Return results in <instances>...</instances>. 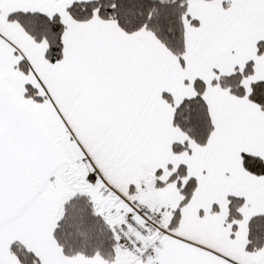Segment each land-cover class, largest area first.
Returning <instances> with one entry per match:
<instances>
[{
	"label": "snow or ice",
	"instance_id": "snow-or-ice-1",
	"mask_svg": "<svg viewBox=\"0 0 264 264\" xmlns=\"http://www.w3.org/2000/svg\"><path fill=\"white\" fill-rule=\"evenodd\" d=\"M0 264H264V0H0Z\"/></svg>",
	"mask_w": 264,
	"mask_h": 264
}]
</instances>
